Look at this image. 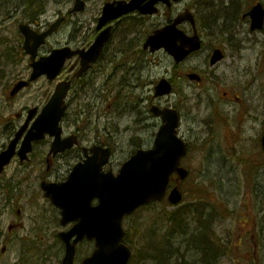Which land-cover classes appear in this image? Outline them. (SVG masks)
Here are the masks:
<instances>
[{
    "label": "rangeland",
    "instance_id": "1",
    "mask_svg": "<svg viewBox=\"0 0 264 264\" xmlns=\"http://www.w3.org/2000/svg\"><path fill=\"white\" fill-rule=\"evenodd\" d=\"M17 1L0 0V50H8L9 45L6 43H10L12 45L11 52L16 55L19 54L22 47V39L17 30L18 23H27L25 21V9L30 13L33 12V8L28 4L19 7L18 13L14 9L15 6L7 5V3L16 4ZM74 1L48 0L49 3L46 6L47 12L44 21L48 24L50 21H55L61 13H69L71 8H73ZM106 1L112 0H87V8L82 13L73 14L69 18L71 21L62 27L60 33L50 37V43L44 49L49 51L51 48L57 47L58 44L68 43L70 37L74 35V30L78 34H75L77 38L73 44H77L78 41H81L82 44L84 42L90 43L93 40L92 35L97 25V19ZM231 1L226 0L225 5L231 3ZM260 1L264 5V0H242V12L245 10V12H248L249 8L255 2ZM219 4V0H184L173 6L172 13L177 15L184 8H191L197 16V23L200 27L203 24V17L208 15L214 19L217 14L219 15L222 10L226 9L223 6L220 7ZM227 10L233 11L232 8H228ZM231 12H228L229 15H227L225 21H218L217 28L214 31L215 36L211 37L207 32L205 34L202 33L205 45L203 50L194 57H191L185 64V68L183 66L179 69L183 71V69L191 68L194 71H200L199 73L207 78H213V76L219 78L222 74L227 77L233 76L237 78L241 73L249 74L250 76L248 77H252L251 75L254 74L258 80L254 86L260 87L257 93L261 98L264 108V32H251L248 19H243L240 13L233 17ZM233 18L236 21L233 20L234 25H236L234 40L241 43L243 47L240 59L232 55V51L236 48L225 41V39L229 38L230 34L225 33V30L224 34L221 33L224 27L230 30L231 20ZM163 21L165 19L161 16V18H152L147 23L145 22L142 27H139L142 33L139 36L134 35L130 38V41L137 40L140 44L134 46L131 51H126L125 53L119 52L115 59L116 62L108 64V59L110 60L113 50L119 47L118 43L116 45L117 38L113 45L108 48L103 59L104 61L97 66L104 72L98 73L97 76L92 74L89 79L91 87H87L85 90L75 91L74 95L69 97L70 106L71 103L75 104L77 100L82 101V110L87 112L89 120L92 117L90 128L93 131L100 129L101 134L106 135L111 133L113 137L116 135L114 130L118 131V136L114 139L117 145L116 160L129 154L133 150L131 147V133L128 130L129 127L132 128L135 126L134 121L138 119L135 116L136 113L132 111L134 106H137L136 112L140 108L142 119L145 120L144 122L148 121L154 127L160 122L156 117L148 113V104L153 99L154 86L160 79L173 77L175 63L163 50L162 52L156 53L145 52L142 48V43L145 42L155 27L152 24H161ZM188 30L191 29L188 28ZM4 40H6V43ZM131 43L135 44V42ZM213 46L222 48L228 57L226 61L219 65L220 67L217 68L215 73L209 70V62H206V57ZM126 47L125 49L128 50L129 46L127 43ZM124 63L125 65H123ZM248 63L252 66H249ZM28 65V61H23L20 67H14L13 71L16 72L14 75L22 74L23 77L28 76L26 75V69H29ZM212 82L217 83L214 80ZM55 83L56 81L49 83L41 79V81L32 85L29 91L24 92L20 96V99L18 98L11 102L7 99L9 91L7 89L11 83L6 80L3 83L0 81V150L7 144L11 130L19 127L24 121L23 118L21 120L16 118V115L34 106L42 108L48 101V98H51L56 86ZM244 83L245 80L237 82L239 85ZM102 85L104 86L103 88ZM211 89L215 90L218 96L221 91L227 90L231 93L230 88L224 85L219 87V91L212 85ZM187 90L190 91L191 89ZM194 91L198 95L202 93V100H204V103H208L209 94H204L203 89L195 88V85L192 94ZM186 92L185 95L191 94L190 92ZM87 98H89L90 105L94 107L92 116L89 112L90 108L84 103L87 102ZM196 102V99L192 100V104ZM154 103L162 107L170 106L175 109L177 105H181L180 101H178L177 93L170 97H164V99H155ZM76 113L71 106L68 118L64 124L66 133L77 130L71 124L75 120L74 116ZM85 118V115H82L81 121L85 120ZM182 124L180 135L185 138V141L189 142L192 148L189 160L187 161L191 173L189 180L182 187L185 194L184 203L190 205L195 201L196 203L194 204H197L202 198L209 202H215L217 200L216 205L219 207L218 212L220 214L230 215V212L234 213V219H225L218 227L222 231L223 237H227L226 243L231 242V248L236 254L232 259L227 258L224 264H264V176H259L260 174H258L257 178L254 175L252 178H247L246 167L250 163V159L248 161L249 163H246L245 166L239 165L234 155L236 151L237 154L242 153L241 156H244V158L249 157L246 153H243L244 151L247 152V150L252 149L248 139L243 137V135L235 138L230 136L220 137L216 133L211 132L212 127L209 130V128L205 127V124H197L194 114L187 115L182 121ZM255 133L257 131H254L253 134ZM257 136H253V139ZM91 137H95L94 132H92ZM49 145L50 141H45L34 150L33 159L27 167L31 170L28 175L33 174L36 177L40 172V170H37L40 169L38 167V162H41L40 155L42 152L48 150ZM239 147H241V150ZM253 153L254 151L251 152V154ZM18 165L20 164L17 162L13 163L10 171H14ZM254 180L256 182H253ZM32 182L33 180H30V185ZM29 197V206H24L27 212L25 226L23 229L15 230L14 235L16 234L18 240L11 243V249H7L4 255L1 254L3 246L0 247V257L3 256L5 262L12 264H51V261L57 259L59 256V253L54 251V247L58 244L55 235L59 230L56 218L48 202L41 195L40 188L36 184L32 185ZM192 212H194L192 215L187 214L184 218L176 217L175 208H172L168 204L159 205L158 208H151L139 212L134 218L126 220L125 223V226L132 233L130 245L135 248L141 247L142 236L140 232L147 233L148 231H153L161 238L165 235L173 234L175 235L172 237L174 244L182 243L184 237L180 234H185L184 231L187 227L189 228L187 234H192L196 228V224L191 223V221L195 222L200 216V212ZM246 212L247 214L245 215L244 213ZM167 214L168 217H166ZM171 214H174L173 221H169ZM6 216L5 214L0 216L1 231H7L10 218ZM248 216L249 222L245 224ZM216 223H218L217 220ZM175 224L177 231H172L171 228ZM32 241L35 244L40 243V245L35 248V251L25 252L26 245ZM148 243L149 240L143 241L144 246H147ZM90 251L91 248L89 245L82 246V256L87 255ZM145 253L147 255L146 250ZM220 264H223V262Z\"/></svg>",
    "mask_w": 264,
    "mask_h": 264
},
{
    "label": "water",
    "instance_id": "2",
    "mask_svg": "<svg viewBox=\"0 0 264 264\" xmlns=\"http://www.w3.org/2000/svg\"><path fill=\"white\" fill-rule=\"evenodd\" d=\"M137 1L134 0L127 5L119 3V6L116 8L114 6L106 8L103 15L105 17L101 19L98 27L102 28L108 20L116 19L121 14L137 10L140 8V3ZM142 1L140 0V2ZM159 1L151 0L147 6L140 9H142L143 13H154L157 11L155 5ZM161 1L170 5L169 0ZM252 9L249 13L252 18L251 29H261L264 24V9L261 4ZM186 19L194 24L193 17L190 13H187L183 17L176 19L172 26L155 32L145 47L148 48L150 46L153 51L164 47L170 55L176 57L178 62L184 60L185 56L191 52L199 50L202 45L198 34L195 33V36L190 38L177 28ZM25 35L27 41L29 37H33L31 33L26 31ZM109 36L110 29H107L97 37L98 39L95 44L83 57L84 66L82 71L88 68L92 62L96 61ZM39 44H34L33 48L29 49L30 52L34 53V57ZM66 56L70 57L72 53L66 54L62 50L55 52L49 59L42 58L35 67L33 79L37 78L41 73H47L51 79L54 78L62 68ZM221 58L222 55L217 51L211 64L214 65ZM191 78L197 79L195 75H191ZM69 88L70 84L68 83L58 86L52 100L45 106L39 120L27 136V142L21 152L23 155L31 150L30 144L33 139H43L46 133L56 136V141L53 145L54 152L63 150L68 146H64L59 140L61 134L59 123L66 109L63 104ZM156 91L157 95L171 92L170 86L165 84V82L158 86ZM153 112L157 115H162L165 124L158 134L155 149L138 152L130 162L124 165L119 176L114 177L112 175L105 178L100 177L99 174H95L94 170L107 162L108 153H106L104 155L106 158H103L101 163H89L85 168L79 166L75 168L65 186L53 185L46 187L47 194L52 197L54 204L64 209L63 223H68L70 220L78 222L70 233L61 234L62 240L67 244L68 251L64 264L73 263L76 251L75 245L85 237L89 240L96 239L97 250L91 258L85 259L83 264H127L131 251L129 248L121 245L126 239V234L121 226L125 214H132L137 208L150 201L163 199L171 174L177 173L181 179L187 176V171L179 167L182 156L187 152V148L176 135V129L179 125L177 113L168 109L160 111L156 108H154ZM262 142L264 146V138ZM69 146H72V144ZM13 151L14 147L12 146L9 152L3 153L1 156L0 172L3 164L7 163L12 155H14ZM172 191L169 201L173 204H179L182 199L180 190L175 188ZM65 193L73 195L70 199L71 202H77L75 205H71L72 207H69V209L63 197ZM95 197L100 199L99 206L91 209L86 207L85 209L84 203L90 202ZM74 235L77 237L72 244L71 238Z\"/></svg>",
    "mask_w": 264,
    "mask_h": 264
},
{
    "label": "flooded vegetation",
    "instance_id": "3",
    "mask_svg": "<svg viewBox=\"0 0 264 264\" xmlns=\"http://www.w3.org/2000/svg\"><path fill=\"white\" fill-rule=\"evenodd\" d=\"M172 10V9H171ZM171 10H160L158 13L159 16L165 17L163 25H167L172 22L173 20V14L171 13ZM162 13V14H161ZM139 16L140 20H150L151 18L156 17L155 16H143L139 13H133L131 15H127L126 17H123L120 20H117L115 23H113V34L118 29V27H123V30H125L124 26L126 27H136L135 24L133 25H124L126 24L127 20H130L131 18ZM138 20L137 18H135ZM187 30V28H185ZM76 36L70 37V41L67 43V45H70L72 48H82L84 49L87 47V44L80 45L81 42H78L77 45L73 44L74 40L76 39ZM130 46L138 45L137 42L135 44L130 43ZM121 47H123V44H120ZM237 52V51H236ZM212 51L207 55V61L211 58ZM0 59V64H1ZM225 60V57L218 63L221 64ZM81 65V62L79 61V57L75 56L73 59L68 61V64L64 70L65 77H63L66 81H71L74 89L75 88H81L82 90H85L87 87L91 85L89 83L90 76L93 73L86 74L85 77L81 79H77L76 72L79 70ZM218 67H211L212 70H215ZM217 70V69H216ZM9 72L6 71V74ZM2 74V66L0 65V75ZM64 75V74H63ZM96 75V72H95ZM249 74L241 73L240 76L233 77L230 76V78L225 77L223 79V82L221 81V85L228 86L231 90V93L229 91H226L224 93V100L223 103L221 102L217 104H212L210 106L209 110V122L207 123V126L212 127V131L216 134L221 136H230L232 138L235 137H246L248 139V142L251 143L252 149L247 150L249 153V156H251V152L259 151L260 150V156L262 154L263 161L261 164L264 165V152L261 151L260 143L258 142L259 136L264 134V109L262 106L261 98H258L254 92V83L256 82V76L252 74V77ZM246 77H248L246 79ZM202 81L205 82L206 78L201 75ZM76 79V80H75ZM241 80H245L244 84H237V82H241ZM63 81V80H62ZM237 84V85H235ZM31 85V84H30ZM29 85V87H30ZM218 87V86H217ZM215 103V102H213ZM180 113L182 114V117L185 118V112L183 110H180ZM194 113V112H193ZM20 116V115H19ZM17 116V117H19ZM182 118V120H184ZM202 124L204 122H201ZM91 124V121L87 118L85 121L80 122V126H77V130L71 132L67 136H76L79 140V144L77 147L72 148L70 150H67L65 153H59L56 156H50L49 153L45 155L44 158H42V154L40 155V160H42V164H39V167L44 166L41 169V173L37 174L36 177L29 176L28 173L31 172L30 169H28L27 164H20L14 171L8 170L10 166L5 168V170L0 175V214L2 211V215L5 214L11 218V222L8 225V231L7 234V241L11 244L15 240H18V237L16 234L14 235L15 230L21 229L24 227L23 221L25 220V216L27 214L26 208H24L25 205L29 206L30 202V180H34L37 178L38 181L42 182H63L68 178L69 172L71 169L77 165L78 163L85 162L89 156L92 155L91 148L94 147H108V145L105 142V139L102 138L99 135L96 134V137L90 138L88 134V126ZM206 124V123H204ZM21 128V127H20ZM18 127L12 129L16 130ZM144 129V130H143ZM143 129H140L139 132H141L140 135H137L138 140L141 139L144 135H146V127L144 126ZM254 131H257V133L253 134ZM258 135L255 139H253V136ZM250 139V140H249ZM255 141V143H253ZM134 143V140L133 142ZM6 148V147H5ZM241 147H239L240 149ZM244 151V150H243ZM33 158H30V161H32ZM19 162L18 156H15L12 160L13 162ZM106 169V168H105ZM108 169V168H107ZM112 169V168H109ZM6 198L4 203L1 201L3 198ZM2 203V204H1ZM6 236V235H4ZM40 243L37 244H30L26 245L25 252L29 250H33L36 247H38ZM7 247H5L6 250ZM24 251V250H23ZM1 254H5L3 250H1ZM0 264H10L4 261L3 256L0 257Z\"/></svg>",
    "mask_w": 264,
    "mask_h": 264
},
{
    "label": "trees",
    "instance_id": "4",
    "mask_svg": "<svg viewBox=\"0 0 264 264\" xmlns=\"http://www.w3.org/2000/svg\"><path fill=\"white\" fill-rule=\"evenodd\" d=\"M155 241H153L152 240V244H150V250L151 251H153V252H155L154 253V255L153 254H150L149 255V257L150 258H152V259H155L154 257L157 255V253L160 251V249H161V247H159V244L158 243H156V244H153ZM196 243H198V244H200V245H204V243H206V238L204 237V238H201V239H197V242ZM169 248V247H168ZM159 254V253H158ZM186 257L185 256H183V259H184V262H183V264H189L187 261H186V259H185Z\"/></svg>",
    "mask_w": 264,
    "mask_h": 264
}]
</instances>
